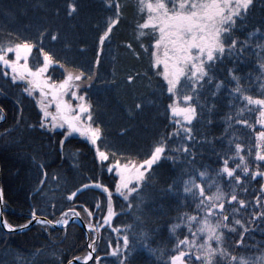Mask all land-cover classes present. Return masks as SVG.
<instances>
[{
	"label": "trees",
	"instance_id": "obj_1",
	"mask_svg": "<svg viewBox=\"0 0 264 264\" xmlns=\"http://www.w3.org/2000/svg\"><path fill=\"white\" fill-rule=\"evenodd\" d=\"M183 3L0 0V53L26 43L31 68L47 59L50 79L62 69L77 74L98 130L95 147L106 155L100 161L85 138L46 126L31 89L0 64L8 226L76 213L96 232L86 264H264V0L232 2L201 72L192 56L177 62L187 121L172 116L153 61L161 38L154 14L188 10ZM157 149L161 156L123 199L109 165L141 164ZM86 238L74 222L16 233L0 225V264H67L86 255Z\"/></svg>",
	"mask_w": 264,
	"mask_h": 264
},
{
	"label": "rangeland",
	"instance_id": "obj_2",
	"mask_svg": "<svg viewBox=\"0 0 264 264\" xmlns=\"http://www.w3.org/2000/svg\"><path fill=\"white\" fill-rule=\"evenodd\" d=\"M242 1L184 0V3L178 4V7L181 9L189 2V8L186 11H179L174 15H162L160 12L154 14V17L158 19L153 24L161 30V38L154 44L153 61L171 93L170 112L172 116H178L186 121L192 117L190 107L180 103L176 95V86L180 76L177 62L192 56L195 60L191 62L197 64L198 71L201 72V60L209 55L208 50H215L218 30L227 11L233 10V3L237 6L241 5ZM195 51L196 54H193ZM31 57V45L16 44L6 47L0 53V64L8 69L7 73L14 80L22 81L31 89L46 126L63 130L67 134H76L95 147L98 130L91 124L87 100L79 93L77 74L62 69L61 78L52 80L47 74L50 65L47 59H44V65L33 69L29 66ZM33 63L37 65L36 62L33 61ZM95 152L100 161L106 160V155L98 151L96 147ZM160 156L161 150L157 149L151 158L141 164L114 163L109 165L108 169L117 179V192L123 199L128 198L129 194L139 187L144 177L143 169ZM71 215L76 216L77 214L71 213L58 221L63 222ZM109 217L107 214L106 218ZM102 224H105V221L104 223L102 221ZM86 225L88 226L86 234L88 250L91 248L94 254L93 244L96 232L90 225ZM92 235L93 239L90 238ZM87 256L88 251L83 258Z\"/></svg>",
	"mask_w": 264,
	"mask_h": 264
},
{
	"label": "water",
	"instance_id": "obj_3",
	"mask_svg": "<svg viewBox=\"0 0 264 264\" xmlns=\"http://www.w3.org/2000/svg\"><path fill=\"white\" fill-rule=\"evenodd\" d=\"M88 186L89 185L81 187L80 189H78L76 191V193L80 192L81 189H85ZM64 222H67V223H64ZM73 222H75L79 226H81L86 234L88 233V226L82 221V219L78 215H76V216L71 215L63 222L49 221L43 217H33L27 224H25L23 226L10 227L5 223L4 217H3V199H2L1 186H0V224H1L2 228L7 232H15V233L16 232H22V231L29 229L32 225H34L36 223H46L52 228H61V227H65L68 224L73 223ZM92 257H93V252H92V249L89 248L87 257H85L83 259L74 258V259L70 260L67 264H74V263L86 264L87 262H89L92 259Z\"/></svg>",
	"mask_w": 264,
	"mask_h": 264
},
{
	"label": "snow or ice",
	"instance_id": "obj_4",
	"mask_svg": "<svg viewBox=\"0 0 264 264\" xmlns=\"http://www.w3.org/2000/svg\"><path fill=\"white\" fill-rule=\"evenodd\" d=\"M83 191V189H81V192ZM80 193H75V194H73V195H71L69 198L70 199H73V198H76L78 195H79ZM125 199H127V197H125ZM97 207H99V204H97ZM115 219V216H113V220ZM64 223H67V222H64ZM197 259H199L198 257H197Z\"/></svg>",
	"mask_w": 264,
	"mask_h": 264
},
{
	"label": "bare ground",
	"instance_id": "obj_5",
	"mask_svg": "<svg viewBox=\"0 0 264 264\" xmlns=\"http://www.w3.org/2000/svg\"><path fill=\"white\" fill-rule=\"evenodd\" d=\"M1 225V224H0Z\"/></svg>",
	"mask_w": 264,
	"mask_h": 264
}]
</instances>
